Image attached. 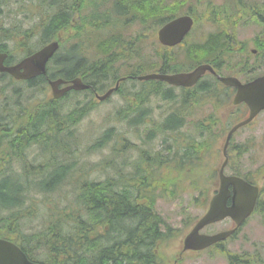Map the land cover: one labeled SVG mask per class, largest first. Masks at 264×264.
<instances>
[{
  "label": "trees",
  "instance_id": "16d2710c",
  "mask_svg": "<svg viewBox=\"0 0 264 264\" xmlns=\"http://www.w3.org/2000/svg\"><path fill=\"white\" fill-rule=\"evenodd\" d=\"M230 1L235 4L232 14H227L226 8L222 9L221 6H214L211 3H208V7H213L214 17L218 16L219 20L233 23L241 18L239 15L243 14V10L240 4L243 5L244 2ZM52 2L54 4V0ZM88 2V12L83 13L90 17V26L97 29L100 28L97 25L101 24L107 26L109 30L106 36L100 39L99 45L101 57L107 58V61L83 63L78 56L79 47H75L74 51L66 49L58 52L52 59L48 65V75L49 78L64 79L79 75L95 90H100V85L114 83L118 78L116 74L118 67L110 64L109 59L119 54V49L124 59L126 54L130 53L129 57L134 58L131 44L135 41L139 44L142 41L140 37L142 32L126 42L120 41L122 33L116 31H125V25L133 22L143 26L147 33L152 30L151 26L154 24L155 31L177 15L182 5L186 3L184 0L169 3L165 0H88ZM57 3L59 0L55 1V4ZM249 9L252 12L256 10L257 14L262 15L257 18V22L261 24L264 7L259 10L252 7ZM54 16L49 19L48 34H52L53 27H57L58 30L68 25L66 6L59 8ZM203 18L206 20L208 16L205 15ZM209 20L217 22L213 17ZM218 36L219 33L213 32L205 41L186 46L184 48L186 59L193 60L195 64L201 62L214 64L217 61L216 55L226 53L229 48L228 39H220ZM170 50V48L164 51H159L158 48L154 50V59L157 62L152 70L159 68V71L167 72L180 68L181 64L175 60ZM224 60L225 69L229 70L236 66L232 63L231 57L225 56ZM220 66L216 65V68L219 69ZM246 68L247 65L243 64V70ZM148 70L150 69L138 64L131 65L127 76ZM15 82L0 78V164L7 168L5 178L0 179V202H6L9 211H12L10 234L6 236L12 239L20 238L21 247L27 256L31 260L46 264H161L156 247L167 233L161 230L163 219L155 209L156 192L153 191L152 185L157 180H162L158 174L161 164L172 169L176 162L184 165L185 169L191 168L195 159L200 157L201 148L197 147L194 137L191 134H183L172 142L164 139L161 143L163 150L154 153L151 161L148 160L149 148L144 150L131 144L129 139L122 138L123 149L136 148V157L132 159L131 169L127 174L120 168L126 165V160L121 159L113 163L120 166L112 167L111 174L101 172L105 175L104 178H85V172L89 173L93 167L101 165L75 153L78 145L76 124L93 107L92 100L89 96L83 100L77 99L71 107L64 102L73 101L75 96L85 95L89 91L71 92L57 100L42 99L36 104L23 106V97L25 98L22 97L23 90L30 88L36 90L40 87L42 90L45 79L19 82L18 85H15ZM132 87H135L132 82L130 85L120 83L116 92L125 99V104L120 107L116 117L119 122H124L131 129L139 131L143 128L146 139L139 137L142 145L149 144L152 138H156L153 137L156 133L163 134L162 138H166L171 135V131L183 126L185 117L177 111L169 112L159 121H152L150 108L145 105L152 95L159 92L163 98L170 99L173 94L171 89L163 90L164 85L155 81L142 82L136 93L132 91ZM194 90L214 95L217 86L211 81H202L189 92ZM185 100L186 97L183 101ZM216 123H219L216 132L219 130V133H222L223 126L216 119L212 126L201 124L199 136L213 137L212 127ZM113 130L114 126H111L103 131L86 152L94 153L106 146L111 136L115 134L112 133ZM35 144L40 148L38 154H32L30 151V146ZM126 144L128 145L125 146ZM164 151L167 153L165 159L161 155ZM118 152L121 154L123 151L114 150L113 154ZM14 164L19 167L14 169ZM73 179L76 188L73 198L69 197L67 190L63 191L60 200L47 199L48 203L40 202L30 195L31 192L51 194L60 191L61 186L67 182L74 190ZM4 185L8 186L7 189H4ZM192 187L197 189L198 186L193 183ZM258 212L264 216L263 204L258 205ZM36 216L41 220L40 228L31 233L23 232L19 220ZM224 252L228 264H258L245 252L238 254L225 250Z\"/></svg>",
  "mask_w": 264,
  "mask_h": 264
},
{
  "label": "rangeland",
  "instance_id": "374dc122",
  "mask_svg": "<svg viewBox=\"0 0 264 264\" xmlns=\"http://www.w3.org/2000/svg\"><path fill=\"white\" fill-rule=\"evenodd\" d=\"M31 3L34 4L35 10L33 13L27 12L29 15L24 19V25H35L38 21V16L41 15H49L53 14L56 9L65 8L67 6V0H59V3L52 4L50 0H30ZM65 1L66 3H63ZM179 0H165V2H173ZM186 3L182 5L178 14L185 13V11H190L194 15H196L199 22H196L195 28L192 30L191 38L189 39L190 42H197L198 36L206 34L208 31H214L215 28L221 27L219 25L218 16L214 17V13L212 11L213 7L207 9L208 3H211L214 6H217L222 3V0H184ZM15 1H11L10 3H14ZM198 2V3H197ZM245 8H254V9H261L264 7V0H243ZM247 3V4H246ZM223 8V7H222ZM14 9V6H12ZM205 9V10H203ZM31 10V9H28ZM206 12V13H205ZM229 14V11H226ZM208 16V19L213 17L217 19V22H206L201 17ZM224 15V14H223ZM226 16V15H224ZM257 18L261 17V14L256 15ZM19 18H15L13 16L8 17V22L10 24L15 23ZM221 21V20H220ZM228 21V20H223ZM262 23H258L257 19L254 17H241L238 18L233 24L234 29V39L235 42H242L246 45L247 50L251 47L252 41L251 38L257 35H261L264 38V15L262 17ZM122 24V22H120ZM223 24H226L225 22ZM156 26L152 24L151 28L148 33L153 32ZM116 31V29H113ZM108 29L101 32H108ZM116 32L122 33L120 36V41L124 40L129 42L132 37L138 35L137 33L142 32L143 34L147 33L146 29H143L138 23H129L125 25V31L118 30ZM156 32V30L154 31ZM94 33V32H93ZM142 34V35H143ZM140 35V34H139ZM141 35V36H142ZM156 33H154V41H156ZM100 39V36L98 37ZM20 42V40H18ZM70 42V41H69ZM65 46H68V42H66ZM92 44V40H89L88 47ZM140 46V56L141 59L137 60V64L152 70L155 67L157 62L154 58H148L150 55L153 54V50L156 49L158 45H148L147 41H142L139 43ZM236 47V44L232 46V48ZM238 47V46H237ZM138 48L136 44L131 45V49ZM159 51H162L158 49ZM174 54L175 60L182 65V68H186L193 64V60H187L184 54L183 46L181 47H174L171 51ZM87 55L89 57H96L92 50L87 51ZM264 53L260 56H254L251 53L247 52L246 54H235L233 58H231L232 63L236 64V66L232 67L230 70H226L224 68L225 74H232L235 73L237 70L236 68L240 66L244 60H248V65L245 70V73L242 75L243 77H247L251 74L256 73L254 70L255 65H258V58L263 57ZM141 63V64H140ZM172 63V62H171ZM131 65H136V62L133 59L128 58L123 60L122 64L114 65V67H118L116 74L117 75H125L130 70ZM242 78V77H240ZM209 78L204 77L203 81H207ZM18 85V82L14 83ZM24 84V83H23ZM22 84V85H23ZM131 82H127V85H130ZM135 87H132V91H135L140 87L138 83H134ZM110 85H100V88L103 89L99 91L102 93L106 90ZM25 87V85H23ZM41 87L33 90H23L22 97H23V106L28 104H36L42 99L49 98V91L47 85H43V89ZM98 91V90H97ZM174 92L179 94L180 90L178 88L174 89ZM201 94V93H200ZM28 95V96H27ZM87 95L79 94L75 96L73 101L64 102L69 107L75 103L77 99L83 100L86 98ZM15 99L13 98V102ZM214 102V100L212 101ZM212 102L209 103L208 101L202 103L201 105H195L190 108V121H195L194 124H190L182 129H176L171 131V135L166 137L169 138L168 142H172L175 138L181 137L183 134H196L197 132V125L202 119H207L209 117H225L220 111L224 110L226 104H223L221 110H216V113H211L215 109L213 108ZM125 99L120 94H113L109 99L101 102L95 101V105L88 111V113L81 118V120L76 124V134H77V152L80 157H86V159L92 163L99 162L101 165H97V167H93L89 173L85 172L84 177L86 178H104V174L101 173L102 171L108 172L111 174L112 167L120 166L118 164H113L121 159L126 160V165L120 167L124 174H127L129 169H131V162L132 159L136 157V148H125L121 145L122 138L129 139L131 144L140 146L142 149L149 148L148 152V160L151 161V156L153 154V150L158 148L157 144L160 143L163 134H155L156 140H152L151 142L145 143L142 145V141L140 138L145 137V133L143 128H140L139 131L135 129L129 128L124 122H119L117 120L116 114L121 106H124ZM147 107L150 108V119L152 121H159L163 117L164 114L171 110H180L182 107L181 102L179 99L176 100H163L161 96L152 95L151 98L145 103ZM220 112V113H219ZM212 114V115H211ZM257 117V116H256ZM255 117V118H256ZM201 119V120H200ZM148 120V119H147ZM229 122L235 121V118L228 119ZM254 121V120H253ZM233 124V123H232ZM114 126V130L112 133H115L111 136L110 140L107 142L106 146H104L101 150L95 151L94 153H88L86 150H90L89 146L94 142L96 138L100 136V134L105 131L107 128ZM228 127L232 126L227 125ZM201 130L200 124L198 127V131ZM163 133V132H161ZM264 135V113L256 118L254 123L248 127H241L239 131L234 135L233 143H239L241 139L247 137H257L263 138ZM141 136V137H140ZM140 137V138H139ZM201 138V137H200ZM219 139V138H218ZM146 141V140H144ZM220 141H216L214 143L215 151L218 153L217 155H213L205 159L204 161L199 163L197 170L193 173H190L187 179H185L184 185L182 189L172 188L170 185L160 184L157 183L154 185L153 191L156 192V204L155 209L160 214L163 219V224L161 230L167 233V236L164 237L163 240L159 241L156 250L157 254L159 253L160 259L163 261L161 264H227L226 254L220 250V247L229 253H247L248 256L255 259L258 264H264V220L262 216L256 212L252 214L240 227V229L229 238L222 241L219 246H214L199 252H184L182 254L179 253L182 244V237L190 228V224L202 214L205 205V198L206 196L210 195L214 190L215 186V167H217V162L219 161V152H220ZM207 148H205L203 152V158L206 157L209 153H211L210 146L211 142H207ZM126 144L125 146H127ZM75 147V146H74ZM197 147H202L197 146ZM114 150H122L123 152L120 154L119 152L113 154ZM30 151L33 154H38L40 152V148L35 144L30 146ZM43 155V151H42ZM30 156V155H29ZM42 158V157H41ZM40 158V159H41ZM241 162L246 169L252 170L253 167L263 166L264 162V151L257 149L253 152L252 157H249V153L241 155ZM248 160H252L254 162L253 165L249 163ZM110 161V162H107ZM113 164V165H112ZM112 165V166H111ZM89 166V165H88ZM14 169L18 168L19 165H13ZM78 170L79 167H77ZM104 169V170H103ZM153 169V168H152ZM81 171V170H80ZM228 171V168L226 169ZM160 174L164 177H170L171 175L175 174L169 168H161ZM177 177L179 178L178 181H182L184 172L179 171L176 172ZM78 178L77 176L75 177ZM74 180V179H73ZM83 180V179H82ZM216 181V180H215ZM197 184V189H192L191 184ZM67 190L69 197L73 198L75 193V180H74V190L72 189V185L68 182L61 186L60 191H56L51 194H43V193H36L31 192L30 195H33L35 198L39 199V201L47 202V199H54L55 201L60 200L63 191ZM174 194H167L173 193ZM51 195L50 197L46 198L47 196ZM45 197V198H44ZM46 199V200H45ZM10 210V214H11ZM40 218L36 217H25L23 220H19L20 229L23 232H35L40 228ZM232 226L231 221L228 219L222 220L218 223L212 224L206 228H204L201 232L204 233H214L226 228H230ZM159 259V260H160Z\"/></svg>",
  "mask_w": 264,
  "mask_h": 264
},
{
  "label": "water",
  "instance_id": "95a60500",
  "mask_svg": "<svg viewBox=\"0 0 264 264\" xmlns=\"http://www.w3.org/2000/svg\"><path fill=\"white\" fill-rule=\"evenodd\" d=\"M193 20L189 15H181L169 20L157 30V38L161 44L173 46L181 42L185 34L190 30ZM58 48V42L52 41L40 50L23 58L15 65L4 66V53H0V71H6L16 79H30L46 74V63ZM206 71L214 73L208 64H199L189 72L176 74L148 73L137 77L138 80L157 79L176 86H191ZM218 79L236 88L233 103L245 102L249 107V113L245 119L234 125L226 135L223 149L226 148L231 134L240 126L250 122L253 117L264 109V75L257 76L249 81L241 82L235 76H217ZM50 94L54 99L62 97L70 90H80L89 87L80 78L65 80L62 78L48 80ZM107 90L103 95L97 96L102 100L114 89ZM224 162L218 171V189L211 196L208 207L203 215L192 226L191 230L183 238L184 250H201L215 242L225 239L234 229L220 231L214 234L200 233L205 225L222 220L226 216L232 218L236 227L252 212L257 196V187L248 184L236 176L223 174ZM230 197L231 202L227 205ZM0 264H40L31 262L26 255L14 243L0 238Z\"/></svg>",
  "mask_w": 264,
  "mask_h": 264
},
{
  "label": "flooded vegetation",
  "instance_id": "af4514ba",
  "mask_svg": "<svg viewBox=\"0 0 264 264\" xmlns=\"http://www.w3.org/2000/svg\"><path fill=\"white\" fill-rule=\"evenodd\" d=\"M0 1H7V0H0ZM54 0V4H55ZM24 0H17V4L14 7V9H5L0 8V53L5 54V58L3 60L4 66H12L17 64L22 58L27 57L31 55L32 53L36 52L43 46H45L49 41L58 39L60 46L63 44V41L65 39H72V43L69 47L71 51H74L76 44L74 43L75 38L78 39L79 43L83 44V33L82 30L85 29L86 26H89L90 24V17L86 16L85 9L89 8V2L88 0H67V24L69 26V29H67L66 36L63 35V33L60 32V29L57 30V27H53L54 30H51L52 34H48V24H50L49 18L50 15H39L38 21L35 25H24V19L28 17L29 15L27 12L33 13L34 11L28 10L25 7V4L23 3ZM15 17L19 18L15 23L10 24L7 20L8 17ZM55 17V16H54ZM100 21V20H99ZM54 24V23H53ZM219 36L217 38H226L230 39L227 36H224L222 34V31H218ZM47 34V35H46ZM37 36V37H35ZM191 38V34H187L184 38L183 45L187 44L189 39ZM199 38L202 39L200 36ZM207 38V36H205ZM209 38V37H208ZM20 40V42H18ZM244 43L239 44L237 47V51L241 54H246L247 52H251L252 55H262L264 53V49L262 48L263 44L259 43L256 45L252 41V47L247 50L248 47L243 46ZM59 46V48H60ZM166 49V48H165ZM164 49V50H165ZM84 52V50H82ZM56 54V53H55ZM54 54V55H55ZM53 55V56H54ZM51 57V59L53 58ZM80 57L84 62L87 61V58L85 55H81ZM217 61L214 64H211L214 68L216 65H223V58L225 57L224 54H218L216 55ZM49 62V61H48ZM258 62L260 63L258 72V75L264 74V56L258 58ZM221 67L218 69L220 70ZM192 70V68L187 69V71ZM182 71V70H180ZM185 72V71H182ZM241 72L236 71L235 75L241 77ZM208 77L209 79L207 81H211L212 83L216 84L217 86V92L214 94L217 96V98L221 101L222 106L223 104H226L224 107L223 112L225 113H238L243 114L246 113L248 108L245 103H240L237 105H232V99L234 95V88L230 86L223 85L219 82L217 77L215 75H212L210 73H205L201 78L198 80V84L202 83L203 78ZM0 78H3L5 81H31V80H38L43 78L42 76H38L35 78L25 79V80H16L14 79L10 74L7 72L0 71ZM44 79V78H43ZM241 79V78H240ZM242 80V79H241ZM186 89V88H181ZM213 97V95H211ZM221 106V107H222ZM8 113V112H7ZM264 113V112H263ZM5 143V141H4ZM232 148L230 149L228 153V162L230 163L231 158H238L241 154L249 153V157H252L253 152H255L257 149L264 151V135L263 138H257V137H247L244 139H241L239 143H233ZM239 146H242V148H239ZM6 147L8 148V144L6 143ZM9 149V148H8ZM241 151V153H240ZM251 165L254 164L252 160H248ZM264 162V160L262 161ZM229 163L227 166H229ZM238 167V166H237ZM257 167V166H256ZM256 167H253L252 170H246L244 173V178L252 185H257L259 187V195L257 197V201L262 200L264 205V168L260 170H255ZM5 173H7V168L5 166H2L0 164V179L3 177L5 178ZM5 186V185H4ZM8 186H5L4 189H7ZM257 203V202H256ZM6 202H0V238L5 239L7 241H12L16 243V245L20 247L19 243L15 241V238L12 239L11 237L6 236V234H10V212L9 207L6 205Z\"/></svg>",
  "mask_w": 264,
  "mask_h": 264
}]
</instances>
